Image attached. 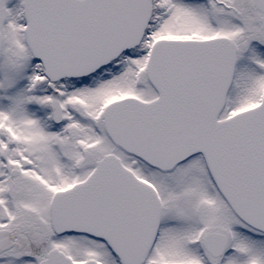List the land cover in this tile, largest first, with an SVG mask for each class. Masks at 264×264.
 Returning <instances> with one entry per match:
<instances>
[{"label": "snow or ice", "instance_id": "6c2138e0", "mask_svg": "<svg viewBox=\"0 0 264 264\" xmlns=\"http://www.w3.org/2000/svg\"><path fill=\"white\" fill-rule=\"evenodd\" d=\"M0 264H264V0H0Z\"/></svg>", "mask_w": 264, "mask_h": 264}]
</instances>
